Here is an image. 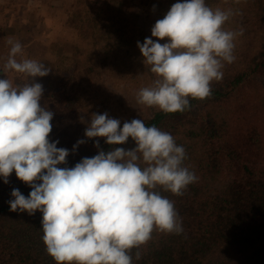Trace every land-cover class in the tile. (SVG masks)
<instances>
[{
	"label": "clouds",
	"instance_id": "obj_1",
	"mask_svg": "<svg viewBox=\"0 0 264 264\" xmlns=\"http://www.w3.org/2000/svg\"><path fill=\"white\" fill-rule=\"evenodd\" d=\"M231 9H213L206 0H178L155 22L151 37L137 42L154 79L136 92V102L166 114L190 110V100L212 95V83L223 79L225 62L235 61V40L243 31L225 30ZM152 37L158 38L156 40ZM166 41L161 43L160 41ZM9 52L0 62V177L16 176L32 191L13 189L11 211L42 212V240L56 264H132L154 232L180 234L182 221L174 201L198 177L184 166L187 153L174 136L143 120L121 121L108 113L93 114L88 138L105 137L109 145L135 147L100 150L74 167L69 150L50 141L54 113L40 104L44 88L36 77L50 67L23 58L22 44L8 38ZM21 56V59H17ZM10 73L22 82L14 83ZM84 140H78L74 149ZM99 141L96 147L99 148ZM42 181V183H37Z\"/></svg>",
	"mask_w": 264,
	"mask_h": 264
},
{
	"label": "trees",
	"instance_id": "obj_2",
	"mask_svg": "<svg viewBox=\"0 0 264 264\" xmlns=\"http://www.w3.org/2000/svg\"><path fill=\"white\" fill-rule=\"evenodd\" d=\"M176 2L168 0L165 5L152 2L147 10L143 7L142 12L132 11L135 17L132 20L128 19L131 15L122 0L74 1L69 25L76 28L84 41L101 44L105 56L94 65L92 56L85 57L77 46L71 55L64 54L52 67L58 80L47 83L40 104L54 113L50 141L58 140L57 147L69 150L67 163L58 167H74L82 158L94 157L100 150L107 152L115 147L129 150L136 146L131 137L127 143L117 145L105 143V137H86L82 116L92 110L89 106L95 91L92 85L103 75L100 66L107 63V52L113 56L112 63L127 67L124 59L131 53L128 47H123L124 40L132 42L136 35L143 43L153 27L145 28L144 22L139 25L138 19L141 16L146 20L158 19ZM206 3L213 9L233 11L224 27L234 17L243 16L247 8L252 12V25L264 34V0H206ZM243 17L242 21H249L248 16ZM262 42L250 56H243L239 66L225 62L223 79L212 83V95L204 100H190V110L168 114L154 108L129 110L120 120L121 127L125 121L141 119L146 126L156 125L171 133L186 150L184 166L198 177L182 196L162 191V195L174 201L183 232H154L152 239L139 249V260L135 258L137 250L133 249L132 264H264ZM39 61L51 68L50 62ZM78 140L85 143L74 149ZM13 189H19L26 197L32 191L16 176L15 170L8 183L0 177V264H56L42 240V212L37 210L29 215L27 211H11L7 202L14 199Z\"/></svg>",
	"mask_w": 264,
	"mask_h": 264
},
{
	"label": "rangeland",
	"instance_id": "obj_3",
	"mask_svg": "<svg viewBox=\"0 0 264 264\" xmlns=\"http://www.w3.org/2000/svg\"><path fill=\"white\" fill-rule=\"evenodd\" d=\"M74 1L76 0H0V31L2 34L18 40L22 44V48L28 50L23 51V58L51 63V71L47 76L35 78L36 82L43 85L44 91L47 89L48 82L53 84L58 80L57 73L52 71L54 63L58 64L57 60L65 57L64 54L71 55L77 46L80 47L79 53L83 52L85 57L92 56L94 60L91 63L94 65H98L96 64L98 63L97 59L102 55L105 56V49L101 44L95 45L92 42L84 41L82 37L78 36L76 28L69 25V14ZM122 1L126 3L125 8L131 15L128 19L134 20L132 11L142 12L143 7L147 10L146 8L150 3L157 1L165 5L168 0ZM251 15L252 12L246 8L243 16H248V22L242 21L243 16L238 17V19L234 17L230 20V25L224 27L225 30L243 31V34L235 40L234 56L236 62H233L232 66H239V61L243 59V56L245 58L250 56V53L256 51L261 42H264V34L259 30V27L252 25L254 19L251 18ZM164 16L163 14L158 19L151 18L148 20L141 16L138 19V24L142 25L144 22V27L147 28L146 26H153L157 20ZM147 37H151V31L147 33ZM124 41L123 47H128L127 49L131 53V56H125L124 59V64L127 63V67L112 63L113 56L107 52L109 59L106 64L100 66L103 75L92 85L95 90L92 92L93 101L89 105L92 110L82 116L84 130L90 125L93 114L107 112L109 118L122 120L129 110L139 111L148 108L137 104L135 95L140 88L151 85L154 79L153 74L144 65L142 53L137 46L138 41L142 43L141 38L134 35L132 42ZM1 54L3 53H0V56H2ZM7 55L8 53L5 54V56ZM22 57L18 56L17 59ZM65 62L67 63L68 60ZM10 75L14 83L22 82L23 78L18 81V74L10 73ZM3 78L7 77L4 75Z\"/></svg>",
	"mask_w": 264,
	"mask_h": 264
},
{
	"label": "crops",
	"instance_id": "obj_4",
	"mask_svg": "<svg viewBox=\"0 0 264 264\" xmlns=\"http://www.w3.org/2000/svg\"><path fill=\"white\" fill-rule=\"evenodd\" d=\"M2 35L3 34L1 32V36H0V53H3V54H1L2 56H0V61H2L4 58H6L7 56H5V54L9 52V45L7 44V40L9 38V36H5V35L2 36ZM23 51H28V50H25V48H23ZM4 75H5V77H7L6 74L3 73V77H4Z\"/></svg>",
	"mask_w": 264,
	"mask_h": 264
}]
</instances>
